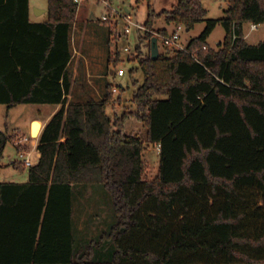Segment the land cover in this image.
<instances>
[{
	"label": "trees",
	"instance_id": "trees-1",
	"mask_svg": "<svg viewBox=\"0 0 264 264\" xmlns=\"http://www.w3.org/2000/svg\"><path fill=\"white\" fill-rule=\"evenodd\" d=\"M77 9L76 0H49L48 18L33 21L30 0H0V103L61 104L28 180L0 182V264H264V39L251 43L244 29L264 23V0H229L219 18H206L203 0L150 4L149 29L161 18L188 30L207 23L187 49L158 58L154 33L140 36L137 109L115 117L110 82L100 98L69 100ZM219 23L226 35L215 48L207 39ZM129 116L160 147L152 179L144 140L125 131ZM9 139L0 127V171ZM81 183L105 186L115 220L78 243Z\"/></svg>",
	"mask_w": 264,
	"mask_h": 264
},
{
	"label": "rangeland",
	"instance_id": "rangeland-1",
	"mask_svg": "<svg viewBox=\"0 0 264 264\" xmlns=\"http://www.w3.org/2000/svg\"><path fill=\"white\" fill-rule=\"evenodd\" d=\"M30 1L33 17L39 18L38 20L47 19L48 11L37 15L36 8L48 10L49 0ZM76 2L78 9L72 28L73 60L69 67L73 77L71 99L84 101L90 96L100 98L106 90L107 82H110L117 88V91L112 89L113 101L108 106V112L115 117L136 111L137 106L133 101V95L145 80L140 62L135 59L136 46L141 42L140 36L145 31L132 27L129 34L123 35L127 23L123 14L130 11L134 21L146 24L150 4L156 11H161L170 9L178 0H150V2L148 0L142 2L137 0H76ZM203 4L208 9L206 18H218L224 16L229 0H203ZM92 15L95 19L91 18ZM104 15H107L108 19H104ZM206 23V19L202 20L190 30L184 26L181 29V41L188 45L192 37L203 31ZM253 24L254 22L251 21L246 22L244 29L247 40L257 43L264 39V23L258 24L256 28H253ZM176 25L161 18L154 25V29L167 26L171 31L176 28ZM225 35L226 28L219 23L207 41L211 44L210 46L217 48ZM159 45L160 52L165 55L175 52L174 48L165 47L161 39ZM127 46L130 47L129 50L126 49ZM141 46L144 52H148L150 46L146 41L142 42ZM119 68L125 70L124 75L117 73ZM39 107L44 113L38 112ZM51 108L50 103H22L11 108L5 103H0V127L10 136L2 160L4 167L0 171V182L28 180L29 167L21 162L14 142L23 135L30 136L32 120L44 119L46 112ZM124 126L127 133L144 140L145 177L154 178L160 164L159 145L147 142V126L137 117L129 116ZM37 140L38 138H34V141L26 147L34 148V145L38 143ZM13 162H17L19 166L16 167ZM74 190V223L78 243L87 242L114 222L112 197L102 183H81L76 185Z\"/></svg>",
	"mask_w": 264,
	"mask_h": 264
},
{
	"label": "built area",
	"instance_id": "built-area-1",
	"mask_svg": "<svg viewBox=\"0 0 264 264\" xmlns=\"http://www.w3.org/2000/svg\"><path fill=\"white\" fill-rule=\"evenodd\" d=\"M123 17L124 19L127 20L125 30L123 31V35L129 34L131 32L132 27H137L139 29H143L145 32L147 30L153 32L154 35L158 37V41H160V39L163 41L165 47H170L172 49L174 48L175 50L187 49V45L181 41V29L184 27L183 25H176V28L174 30L171 31L168 30V33H163L160 32L158 29H149L144 23L134 21L132 19V14L130 11L125 12L123 14ZM103 18L108 19V16L104 15ZM256 27L257 24L254 23L253 28ZM204 47L207 48L206 45ZM126 49L129 50L130 47L127 46ZM117 73L120 75H124L125 70L123 68H119ZM113 90L117 91V88L114 86ZM34 138H36V136H33L32 134H30V136L23 135L19 140L14 142L21 157V162L27 167H31L35 165L40 158L39 153L37 152L36 149L37 143L34 145V148L29 149L26 147L27 145L31 144V142L34 141Z\"/></svg>",
	"mask_w": 264,
	"mask_h": 264
},
{
	"label": "crops",
	"instance_id": "crops-1",
	"mask_svg": "<svg viewBox=\"0 0 264 264\" xmlns=\"http://www.w3.org/2000/svg\"><path fill=\"white\" fill-rule=\"evenodd\" d=\"M207 9V8H206ZM48 10H45V12H47ZM207 11H208V9H207ZM39 14H41V13H37V15H39ZM225 15V14H224ZM222 17V16H221ZM30 18H31V20H33V21H43V20H38L39 18H34L33 17V13H32V5H31V1H30ZM219 18V17H218ZM44 20H46V19H44ZM257 27H258V24H257ZM162 28H167L168 30H169V28L167 27V26H163ZM246 33H245V37H246ZM210 37V36H209ZM246 39H247V37H246ZM222 41H220L218 44H220ZM209 43V42H208ZM210 44V43H209ZM211 45V44H210ZM72 60H73V58H72ZM72 60H71V62H72ZM69 67H70V65H69ZM69 100H71V93L69 94ZM52 105V108L48 111V112H46V116H45V118L43 119V118H36V119H39V120H41V122H42V125H41V129H40V134H41V132H42V130H43V128H44V126L46 125V123L48 122V120L54 115V113L61 107V104H51ZM38 112H43L44 113V111L39 107L38 109ZM35 120V119H34ZM33 121V120H32ZM44 121V122H43ZM45 123V124H44ZM15 130H18V129H15ZM12 133H14V131L12 132ZM30 134H32V132H31V127H30ZM40 134L39 135H37L36 136V138H38V140H37V145H36V149H37V152L39 153V156H40V151L38 150V144H39V138H40Z\"/></svg>",
	"mask_w": 264,
	"mask_h": 264
},
{
	"label": "water",
	"instance_id": "water-1",
	"mask_svg": "<svg viewBox=\"0 0 264 264\" xmlns=\"http://www.w3.org/2000/svg\"><path fill=\"white\" fill-rule=\"evenodd\" d=\"M36 11H37V13H43V12H45V9L36 8ZM91 18L92 19H95V16L92 15ZM151 53H152V57L153 58H158L160 56V53L161 52H160L159 41H158V37L157 36H154L152 38V42H151Z\"/></svg>",
	"mask_w": 264,
	"mask_h": 264
},
{
	"label": "bare ground",
	"instance_id": "bare-ground-1",
	"mask_svg": "<svg viewBox=\"0 0 264 264\" xmlns=\"http://www.w3.org/2000/svg\"><path fill=\"white\" fill-rule=\"evenodd\" d=\"M35 120H33L31 125H30L31 126V132H32L33 136H37L39 134L40 129H41V125H42L41 120H39V119H35Z\"/></svg>",
	"mask_w": 264,
	"mask_h": 264
}]
</instances>
